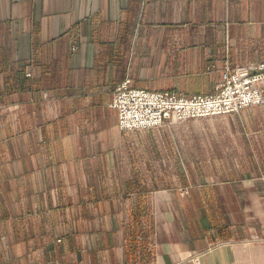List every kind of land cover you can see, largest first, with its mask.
Masks as SVG:
<instances>
[{
  "label": "crops",
  "instance_id": "1",
  "mask_svg": "<svg viewBox=\"0 0 264 264\" xmlns=\"http://www.w3.org/2000/svg\"><path fill=\"white\" fill-rule=\"evenodd\" d=\"M143 31L264 62V0H0V264H264V126L254 174L187 195L110 138Z\"/></svg>",
  "mask_w": 264,
  "mask_h": 264
},
{
  "label": "rangeland",
  "instance_id": "2",
  "mask_svg": "<svg viewBox=\"0 0 264 264\" xmlns=\"http://www.w3.org/2000/svg\"><path fill=\"white\" fill-rule=\"evenodd\" d=\"M135 39V64L127 68L134 86L171 89L182 94L214 90L220 68L200 66L191 59L197 54L191 49L195 46L183 42L180 35L151 43L143 31ZM260 126H264V105L151 129H111L109 136L121 141L123 153L136 159L143 175L151 173L157 189H173L187 195L190 188L213 187L254 174L260 161L253 155L260 148L247 147V141L263 137ZM146 238V234H140V250L137 242L133 247L141 258L146 254Z\"/></svg>",
  "mask_w": 264,
  "mask_h": 264
},
{
  "label": "built area",
  "instance_id": "3",
  "mask_svg": "<svg viewBox=\"0 0 264 264\" xmlns=\"http://www.w3.org/2000/svg\"><path fill=\"white\" fill-rule=\"evenodd\" d=\"M264 105V62L219 69L213 91L182 94L171 89L136 87L126 75L112 91L120 131L151 129L196 118L238 113Z\"/></svg>",
  "mask_w": 264,
  "mask_h": 264
}]
</instances>
